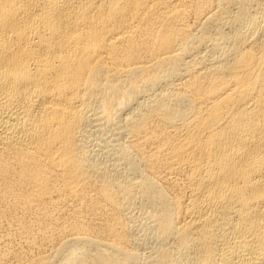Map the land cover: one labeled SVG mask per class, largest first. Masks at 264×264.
Segmentation results:
<instances>
[{
  "label": "bare ground",
  "instance_id": "obj_1",
  "mask_svg": "<svg viewBox=\"0 0 264 264\" xmlns=\"http://www.w3.org/2000/svg\"><path fill=\"white\" fill-rule=\"evenodd\" d=\"M0 264H264V0H0Z\"/></svg>",
  "mask_w": 264,
  "mask_h": 264
}]
</instances>
